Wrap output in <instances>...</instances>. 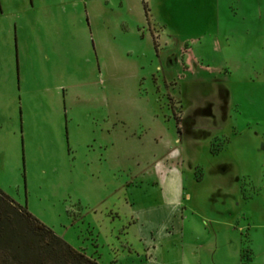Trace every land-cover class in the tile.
<instances>
[{"label":"rangeland","instance_id":"374dc122","mask_svg":"<svg viewBox=\"0 0 264 264\" xmlns=\"http://www.w3.org/2000/svg\"><path fill=\"white\" fill-rule=\"evenodd\" d=\"M0 188L101 264H264V0H0Z\"/></svg>","mask_w":264,"mask_h":264},{"label":"trees","instance_id":"16d2710c","mask_svg":"<svg viewBox=\"0 0 264 264\" xmlns=\"http://www.w3.org/2000/svg\"><path fill=\"white\" fill-rule=\"evenodd\" d=\"M0 264H101L0 188Z\"/></svg>","mask_w":264,"mask_h":264},{"label":"crops","instance_id":"0c3cea01","mask_svg":"<svg viewBox=\"0 0 264 264\" xmlns=\"http://www.w3.org/2000/svg\"><path fill=\"white\" fill-rule=\"evenodd\" d=\"M177 178H179V177H177ZM175 183H176V188L175 189H173L172 190V192H173V195H171V197H170V201H172V203L171 204H174L175 206L176 205H179V203H180V201H181V197H182V194H183V187H181L180 186V182H179V180H178V183H177V181H175ZM182 188V189H181ZM142 241H143V238H142ZM148 241H144V245L147 243ZM153 249V248H152ZM151 250V249H150ZM130 251H132V249L130 250ZM135 252V251H134ZM133 252V253H134ZM130 253V252H129ZM130 254H132V252L130 253ZM158 253L156 252V247L154 246V251H151V252H149V254L147 255L148 256V261L146 262V263H144V261H143V264H160L159 262H158V256L159 255H157ZM144 255V254H143ZM192 255V254H191ZM137 256H141V254H137ZM149 256L151 257V258H149ZM185 256H187V254H185ZM189 256V255H188ZM185 259L187 260V258L185 257Z\"/></svg>","mask_w":264,"mask_h":264}]
</instances>
